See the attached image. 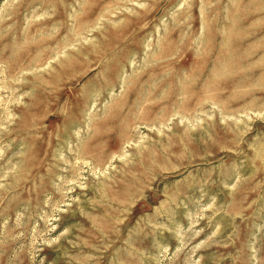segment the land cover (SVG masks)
Wrapping results in <instances>:
<instances>
[{
  "label": "rangeland",
  "instance_id": "rangeland-1",
  "mask_svg": "<svg viewBox=\"0 0 264 264\" xmlns=\"http://www.w3.org/2000/svg\"><path fill=\"white\" fill-rule=\"evenodd\" d=\"M0 264H264V0H0Z\"/></svg>",
  "mask_w": 264,
  "mask_h": 264
}]
</instances>
